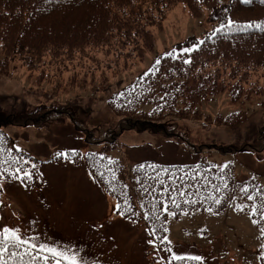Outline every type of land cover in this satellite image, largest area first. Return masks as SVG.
<instances>
[{
  "label": "trees",
  "instance_id": "1",
  "mask_svg": "<svg viewBox=\"0 0 264 264\" xmlns=\"http://www.w3.org/2000/svg\"><path fill=\"white\" fill-rule=\"evenodd\" d=\"M178 4L187 5L198 17L203 15L204 8L210 9L207 19L216 27L198 37H187L172 50L158 55L159 63L152 70L126 79L124 73L130 76L132 72L128 70L154 46L153 28L162 27ZM229 19L234 22L230 28L213 34ZM261 22H264L261 0L250 3L228 0L223 4L220 0H0V73L11 75L17 66L39 76L64 73L70 80L79 77L85 88L107 95L116 121L93 130L73 121L75 131L86 143L105 142L104 151L82 154L76 149V154L70 151L67 158L74 163L84 161L116 203L123 207L125 198L128 199L132 211L124 217L135 220L147 213L149 218L144 220L164 249L170 248L169 241L162 239L167 237L170 216L178 219L183 214L209 211V208L212 212H222L236 189L251 209L257 208L255 214L251 210V216L261 229L264 243V184L256 177L241 180L236 177L232 164L218 167L203 156L212 149L223 153L263 150V129L256 143L194 144L176 130V122L171 124L166 120L167 117L203 119L210 126L229 127L245 120L246 115L241 111L227 116H203L196 101L222 91L233 100L264 92V83H261L264 80V23ZM248 23L253 27L245 28ZM256 23H261V28H256ZM201 40L203 44L199 43ZM194 45H198L195 50L183 51ZM189 59L191 62L185 63ZM96 80L97 86L90 88ZM58 115L75 119L72 102L39 106L21 115L18 123L15 114L0 116V177H13L11 173L17 166L29 170L35 160L16 148L3 126L40 125ZM129 130H149L167 138L177 137L191 153L201 155L192 163L142 160L127 168L121 159L110 156L105 149L110 150V144L116 146L118 136ZM95 132H104L100 134L102 140ZM109 159L114 163L110 164ZM249 196L253 199L249 200ZM217 199L219 204L215 202ZM4 259L8 264H22L7 253ZM28 260L25 256L24 264ZM261 260L264 264V256ZM197 263V260L188 261V264ZM36 264L43 261L37 260Z\"/></svg>",
  "mask_w": 264,
  "mask_h": 264
},
{
  "label": "rangeland",
  "instance_id": "2",
  "mask_svg": "<svg viewBox=\"0 0 264 264\" xmlns=\"http://www.w3.org/2000/svg\"><path fill=\"white\" fill-rule=\"evenodd\" d=\"M227 1L220 0L222 4ZM209 13L210 9L204 8L203 15L194 16L187 5L178 4L162 27L153 28L154 46L128 70L132 74L128 76L125 72L124 77L131 80L149 72L158 55L172 50L187 37H198L215 28V23L207 19ZM97 84L96 80L89 87L95 88ZM111 84L113 88V81ZM70 102L73 120L68 115H58L40 125L3 126L16 148L37 162L30 179L0 177V224L21 227L38 242L70 247L90 264H167L171 261L170 253L158 243L143 217L134 220L119 215L114 209V197L99 185L84 161L74 163L57 155L76 149L82 154L104 151L105 142L86 143L75 131L73 121L90 130L116 121L107 95L85 88L79 77L70 80L64 73L39 76L23 66H17L11 75L0 73V116L15 114L18 123L21 115L39 106ZM196 106L201 108L203 116H227L241 111L246 117L233 127L210 126L203 119L167 117V122H176V130L191 143L240 146L256 143L261 128L264 134V92L233 100L222 91L213 97L198 99ZM95 134L102 140L100 134L104 132ZM115 142L116 146L110 144L112 148L105 150L121 159L127 168L142 160L192 163L201 155L191 153L177 137L167 138L149 130L124 131ZM212 150L203 156L216 166L232 164L237 178L256 177L264 184V149L227 153ZM251 210L249 202L236 189L222 212L195 211L178 219L170 216L169 247L178 255L201 257L197 264H263L261 229L254 223Z\"/></svg>",
  "mask_w": 264,
  "mask_h": 264
},
{
  "label": "snow or ice",
  "instance_id": "3",
  "mask_svg": "<svg viewBox=\"0 0 264 264\" xmlns=\"http://www.w3.org/2000/svg\"><path fill=\"white\" fill-rule=\"evenodd\" d=\"M245 3H250L251 0H244ZM261 3H264V0H261ZM233 21L231 19L227 20L226 22H222L217 29H215L213 34L218 33L225 27H231L233 25ZM264 23V22H261ZM261 23H256V28H261ZM253 27L252 23H248L245 25V28H251ZM200 44H203L204 41H199ZM198 47V45H194L192 48H185L183 51L185 53L191 52L195 50ZM171 55V53H169ZM189 60H185V63H190ZM156 63H159L157 61ZM75 150H72V155H75ZM57 155L64 156L65 158L68 156V153L60 152L57 153ZM17 163H23L27 164L28 161H22ZM109 163H114L111 159H109ZM32 167L34 168L35 165L33 164ZM109 172L112 170L109 168ZM12 176H14L16 179H30L31 178V171L30 170H24L21 167L17 166L15 168V171L11 173ZM101 176H103V173H100ZM113 179H115V175L113 174ZM2 187V185H0ZM113 191H115V187L113 186ZM247 189H245L246 191ZM249 200L253 199L252 196L248 197ZM217 204L220 203V201L217 199L215 201ZM2 204V202H0ZM155 207V205H153ZM114 209L117 211V213L121 216H124L127 212L132 211V206L129 204L128 199L125 198L122 205L117 202L114 204ZM165 210H167L165 206ZM240 210H243L242 208ZM209 211L211 209L209 208ZM253 214H255L258 210L256 207H253L252 209ZM145 219H148L149 216L147 213L144 215ZM2 219V217H0ZM256 221H254L255 223ZM154 231V230H153ZM163 240L167 241V237H163ZM149 243H154L152 240H149ZM171 243L170 241L168 242ZM166 251H168L171 255V261H168L167 264H172V262H175V264H181V262L184 261H190V260H201L202 258L199 256H185V255H178L175 252L171 250V248H166ZM7 253L10 257H17L22 264H24V257L28 256L29 260L27 264H36L37 260H42L43 264H90L89 261L83 259L79 252L74 251L70 247H60L54 244H47L38 242L35 236H28L26 233L22 231L21 227L18 226H8L5 224H0V264H8V261L4 259V254ZM91 264H94V262H91Z\"/></svg>",
  "mask_w": 264,
  "mask_h": 264
}]
</instances>
